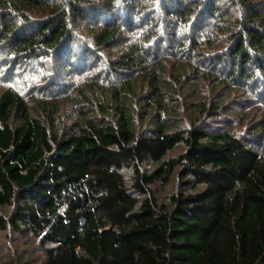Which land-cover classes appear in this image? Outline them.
I'll return each instance as SVG.
<instances>
[{"label":"trees","instance_id":"1","mask_svg":"<svg viewBox=\"0 0 264 264\" xmlns=\"http://www.w3.org/2000/svg\"><path fill=\"white\" fill-rule=\"evenodd\" d=\"M117 1L0 0L6 58L104 65L71 111L0 92V232L40 251L7 264H264V117L231 108L264 97V0Z\"/></svg>","mask_w":264,"mask_h":264},{"label":"rangeland","instance_id":"2","mask_svg":"<svg viewBox=\"0 0 264 264\" xmlns=\"http://www.w3.org/2000/svg\"><path fill=\"white\" fill-rule=\"evenodd\" d=\"M116 7L117 16L120 15V17H123V14L121 13L124 10L128 12L130 17L132 15H139L138 8L134 9L130 6H127L125 4V0H118ZM88 9L89 11H87V13L90 17L92 16L91 13L97 14L96 16H93L94 19H96L101 14V12H103L102 7ZM151 10H153L155 13H160L155 10V7H152ZM76 35L79 36V38L84 37V33H82V31H80L79 29L76 31ZM5 47L6 44L0 45V92L7 85H14L25 95L27 93L28 95L38 96L39 98H56L59 100V103L66 101L64 107L69 111H71V105L67 101H69V98L71 96H76V87L87 84L92 79L96 78L95 74L102 70V68H104V65L100 62H95L93 66L82 64L77 66L76 68L71 69H65V66L61 64L58 67V70H53L52 72H50V67H47L45 69L44 63L41 64V62L39 63L36 59H31L25 64H22L24 60L20 56H16L14 58H6L8 52H6ZM168 55L171 58L166 59V61L170 62L173 60V58L171 54ZM75 70H78V72L75 73ZM47 72L50 74H48ZM104 73L102 72V74H100L98 84L95 86L97 88L96 91H99V89L101 88L109 87V85L113 81L111 80L112 76L107 75L108 71ZM73 78H75V80L68 87L63 84L64 80L67 81L68 79ZM257 89L258 87L253 86H248L247 90L245 89V92L248 95L247 101H241L239 99L237 100L238 96L235 95H237L238 93H242V90L240 88L232 94L234 95V100L231 102V108L239 113H245L246 115L250 116L251 118L248 121H252L254 120V118L264 117V97L259 95V89ZM85 107V104L81 105V109ZM66 109L62 111L59 118L60 123L63 124L66 121L70 120V116ZM184 116L185 115L180 117V119H183ZM227 118L230 121L235 120V122L233 123L235 127L234 131L238 135L243 136L246 134L245 130L248 131V128H246L247 123L243 125L241 122H239V115H228ZM220 121L226 122L227 120H207L206 124L211 127L214 125H218ZM179 122L185 123L186 120H179ZM179 150L180 149H177L175 150V152ZM174 181L175 179L172 181L173 184H171L167 188H159L157 190L159 201L167 202L166 197L168 193L174 188ZM12 237L13 236L10 231L0 232V264H7L9 259H11V261L18 259L17 257H14L15 255H20L25 261H27L28 259L29 261H35L36 259L34 258L38 257V252H40L38 251V246H36V243H33L31 247L28 248L23 243V241L19 239H16L15 241L14 239H12ZM36 250L38 252H36Z\"/></svg>","mask_w":264,"mask_h":264}]
</instances>
